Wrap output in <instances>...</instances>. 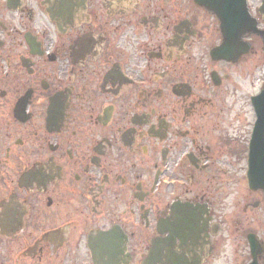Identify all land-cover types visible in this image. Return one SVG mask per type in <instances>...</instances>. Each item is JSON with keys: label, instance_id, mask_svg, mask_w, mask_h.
Instances as JSON below:
<instances>
[{"label": "flooded vegetation", "instance_id": "af4514ba", "mask_svg": "<svg viewBox=\"0 0 264 264\" xmlns=\"http://www.w3.org/2000/svg\"><path fill=\"white\" fill-rule=\"evenodd\" d=\"M263 91L264 0H0V264H264Z\"/></svg>", "mask_w": 264, "mask_h": 264}, {"label": "water", "instance_id": "95a60500", "mask_svg": "<svg viewBox=\"0 0 264 264\" xmlns=\"http://www.w3.org/2000/svg\"><path fill=\"white\" fill-rule=\"evenodd\" d=\"M225 49V48H224ZM222 47H219L215 50V53L219 54L220 51L224 50ZM259 105L258 113L262 116L257 121V134L258 139L254 141L253 146V158L251 159V170L250 183L254 189L262 188L264 189V142L260 141V138L264 137V92L259 95V100L257 101ZM252 244V254L254 261L251 264H259L257 255L263 251V246L257 240L255 236H250ZM158 255L156 250H153L152 258H157Z\"/></svg>", "mask_w": 264, "mask_h": 264}, {"label": "rangeland", "instance_id": "374dc122", "mask_svg": "<svg viewBox=\"0 0 264 264\" xmlns=\"http://www.w3.org/2000/svg\"><path fill=\"white\" fill-rule=\"evenodd\" d=\"M240 195L245 196V194L237 193V196ZM252 199H258L260 200V205L256 207L253 211V215L249 216L248 218L242 213L241 208H226V213L229 215L234 214V217H237V220L234 224L226 223L225 226L227 228V232L225 233L226 236H228L231 240L232 238L229 236V233L233 235V230L236 229V226H239V219L242 220V226L246 228V230H252L259 234L264 240V198L261 197L259 193L254 194ZM239 239H244L243 236H238L237 241ZM232 243V241H231ZM229 244V242H228ZM247 249V248H246ZM228 250V249H227ZM232 252V251H231ZM242 257L240 258V263L238 264H247V262L250 259V256H248L247 252L242 254V250L239 252ZM235 258L225 259L223 256L218 257L216 256L215 259L209 260L207 264H234Z\"/></svg>", "mask_w": 264, "mask_h": 264}]
</instances>
